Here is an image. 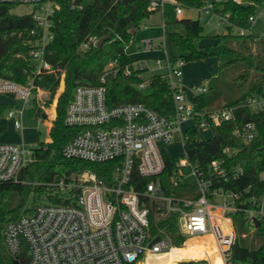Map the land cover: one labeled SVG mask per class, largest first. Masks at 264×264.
Returning <instances> with one entry per match:
<instances>
[{
    "label": "built area",
    "instance_id": "built-area-1",
    "mask_svg": "<svg viewBox=\"0 0 264 264\" xmlns=\"http://www.w3.org/2000/svg\"><path fill=\"white\" fill-rule=\"evenodd\" d=\"M146 1L149 11H161L162 26L166 4L173 5L177 16L182 15V4L177 0ZM231 1L244 3V0ZM0 3L32 7L25 13L35 23L29 31L31 40L26 54L35 77L42 71L51 70L45 55L53 38L51 26L60 8L59 2L0 0ZM81 7L71 0L69 9ZM210 9H213V2L198 8V12L206 14ZM216 13L219 24L224 25L226 17ZM253 20L254 17L250 16L249 21ZM238 32L243 34L245 30L239 29ZM97 40L89 37L81 48L96 45ZM137 52H159L161 55L150 58L130 56L132 61L123 66L116 61L109 62L100 73L97 84L75 87L63 118V123L76 131L61 144L59 153L65 158L97 163L113 161L111 175L99 176L91 170L82 171L69 183L61 181L56 184L63 191L58 195L62 202L40 203L31 213L7 222L2 230L3 241L8 255L17 264H152L151 259L162 262L166 259L163 255L176 246L167 236L151 235L149 216L152 209L159 216L175 214L179 232L185 236L179 247L190 238L208 235L220 264H234L231 256L236 236L233 215L243 210L251 224H254V218L264 219V194L241 199V192L223 187L241 175L240 165L228 167L223 159L218 158L200 168L186 152L190 132L197 129L203 138H209L204 136L203 130L209 129L213 134L214 125L233 120V108H195L192 99L204 92L206 85L193 84L188 89L183 88L185 61L168 52L164 34L160 41L143 39ZM151 70L153 72L145 77V72ZM119 73L124 76L135 74L140 79V88L148 83L151 75H160L171 89L173 113L160 114L143 103L109 106L106 80ZM35 77L19 83L0 76V94L9 96L13 105L7 118L12 120L16 129H22L19 117L26 106H30L36 91ZM244 105L264 111V95L249 96ZM233 134L248 141L255 135V126L246 122L236 127ZM173 143L183 149L180 157L169 155L167 146ZM36 146L38 143L30 146L25 141H0V181H16L21 170L34 161ZM164 151L175 159L167 185L161 179L165 167ZM223 152L230 153L231 149L226 147ZM135 176L148 178L141 192L135 188ZM180 186H193L195 193H189L190 189L184 187V194L179 195L175 189ZM171 263L216 264L212 256L174 258Z\"/></svg>",
    "mask_w": 264,
    "mask_h": 264
},
{
    "label": "trees",
    "instance_id": "trees-1",
    "mask_svg": "<svg viewBox=\"0 0 264 264\" xmlns=\"http://www.w3.org/2000/svg\"><path fill=\"white\" fill-rule=\"evenodd\" d=\"M60 4L53 18L51 31L53 38L47 46L45 59L52 71L38 73L34 83L43 88L48 96L39 98L48 113L45 121L47 128L54 116L57 95L62 89L63 81L59 71L64 72V89L58 97L56 116L50 129V141L38 143L34 148V161L23 168L16 181H0V264H13L8 255L2 230L5 224L15 220L23 210L27 214L33 209L24 208L30 194L46 193L50 184H57L62 177L67 184L83 170H91L99 176H109L113 170V161L91 162L77 158H65L59 153L60 142H65L76 130L63 123L66 106L78 85H95L102 70L111 61L123 66L132 59L126 47L133 40L137 29L144 19L154 11L147 9L146 0H75L82 7L69 9L71 0H57ZM182 5L200 8L204 0H177ZM247 3H235L231 0L213 1V9L222 13L227 22L223 25L225 32L215 34V43L200 45L203 27L198 19L181 18L183 32H169L168 40L179 50L178 56L185 63L203 61L207 57H216L217 71L210 77L206 90L192 99L196 109L212 110L220 107L233 108V120L221 121L212 127V136L203 138L196 129L190 132L186 145L189 159L200 168H205L214 159H223L228 167L240 165L241 175L234 181L223 184L224 188L239 191L241 199L264 194V111H256L246 105L249 96L264 95V34L260 37L251 34H239V29H248L249 17H254L255 9L264 0H245ZM12 4L0 3V76L19 83H25L35 77L34 68L26 50L30 47L29 31L35 23L29 14H14ZM107 37L100 45L90 44L82 49V43L89 37ZM45 72V71H42ZM140 79L135 74L124 76L119 73L106 80V102L109 106L119 103H143L160 114L170 115L174 111L171 89L160 75L153 74L148 83L140 88ZM7 104L0 103V115ZM41 109L36 105L35 92L28 113L31 117L40 115ZM246 122L255 126V135L245 141L233 134L236 127ZM0 123V132L4 129ZM230 153H224V148ZM165 163L161 179L166 185L174 170L175 159L163 152ZM135 188L142 191L148 178L135 176ZM180 186L175 189L182 195V189L188 187L189 193H195L193 186ZM186 189V188H185ZM38 196V195H37ZM48 201L62 202L58 195H47ZM65 200L64 202H66ZM151 235H164L170 239L176 250L163 255L169 258L199 257L206 252L203 246L215 249L208 235L190 238L183 244L185 236L179 232L175 214L156 215L152 209L150 216ZM236 236L231 247L234 261L249 264H264V219L257 225L251 224L243 210L233 215ZM193 243V244H192ZM209 250V249H208ZM203 255V254H202Z\"/></svg>",
    "mask_w": 264,
    "mask_h": 264
},
{
    "label": "rangeland",
    "instance_id": "rangeland-1",
    "mask_svg": "<svg viewBox=\"0 0 264 264\" xmlns=\"http://www.w3.org/2000/svg\"><path fill=\"white\" fill-rule=\"evenodd\" d=\"M213 1L214 0H204L203 6L209 5ZM216 1L221 2L225 0H216ZM244 3L247 2L244 0ZM181 7H182V15L178 17L174 12L173 5L166 4L164 6V11L166 15L163 17V26H162L161 11L159 10L152 12L148 18L142 21L141 26L137 29L133 40L128 45L127 51L134 52L137 49V46L140 45L141 41L146 38H152L155 41H160V38L164 34L165 44L168 52L174 56L178 55L179 50L174 44L169 42L168 33L183 32L184 30L183 25L178 21L181 18L198 19L200 21L203 27V38L199 42L200 45H212L213 43H215V38L213 36L215 34H221L226 31L224 26L219 24V18H218L219 16L217 15L216 11H214V9H210L209 12L206 14H199L198 8L185 6V5H182ZM31 10H32L31 6L19 4L12 9V12L14 14H25L30 12ZM245 33L251 34L256 37H260L264 34V2L262 3L261 6H258L255 9L254 20L250 23L249 28L245 29ZM154 55H161V53L159 52L137 53V56H143L148 58L153 57ZM132 56L134 57L135 53H133ZM217 66H218V60L216 57H207L203 61L186 62L182 67V86L184 80H186L188 83H193L195 85H200V86L207 85L210 77L217 71ZM152 72L153 70L147 71L145 72L144 76L148 77ZM60 73H61L60 78L63 81V85H62V89L60 90L56 98V102L54 106V116L50 121L51 122L50 129L53 125V119L56 116L58 97L64 89V72L61 71ZM263 92H264V85H263ZM40 95H41L40 97L41 99H45L47 98L48 93L44 90L43 93H41ZM35 99H36V105L41 109L40 115L37 117H31V115L28 113L29 106H26L24 113L19 117L22 123V129H16L13 126L12 120L7 118V112L13 106L11 105L12 100L9 96L5 94H0V103L7 104V108L0 115V123H4L5 125L4 129L0 132V141H12V142L25 141L30 146H33L36 143H45V139L48 133L47 132L48 128L45 121L48 120V113L45 110V108L42 106L38 98L37 92H35ZM42 113L46 114V118L42 119L41 117ZM203 134L205 137H210L212 133L211 130L204 129ZM62 143L63 142H60L58 149L60 148ZM167 151L169 155L175 157H180V155L183 153V149L177 143L168 145ZM61 181L63 182L62 177L59 178L58 182H54V183H59ZM45 191L46 193L43 192L42 194H37V193L34 194L36 196L34 200H32L33 193L30 194L23 209L25 208L33 209L36 205L47 202L48 201L47 195L51 194L53 196H56L59 195L60 193H63L60 187H57L56 184L48 185ZM23 214H27V212L21 210L20 215ZM205 248L209 249L207 250V252L212 250V248H210L209 246H206ZM173 249L176 250L177 248L173 247ZM164 257H166V259H164L162 262L156 259H151L150 262L152 264H159V263L165 264V262L169 257L168 256H164ZM169 264L172 263L169 262ZM234 264H249V263L244 261H234Z\"/></svg>",
    "mask_w": 264,
    "mask_h": 264
},
{
    "label": "crops",
    "instance_id": "crops-1",
    "mask_svg": "<svg viewBox=\"0 0 264 264\" xmlns=\"http://www.w3.org/2000/svg\"><path fill=\"white\" fill-rule=\"evenodd\" d=\"M165 15H166V14H165ZM178 17H180V16H178ZM137 51H138V46H137V49H136L134 52H129V53H130V56L133 57L132 54L135 53V56H134L133 58L138 57V56H137V53H139V52H137ZM49 71H52V70H49ZM49 71L40 72V73H46V72H49ZM58 71H59V75H61V73H60L61 71H60V70H58ZM36 76H37V75H36ZM35 78H36V77H35ZM34 80H35V79H34ZM190 85H193V83H188L186 80H184L183 88L188 89V87H189ZM35 92H37V91H35ZM42 114H43V113H42ZM42 114H41L42 119L46 118V117H43ZM50 125H51V122H50ZM47 132H48V133H47V137H46V139H45V142H49V141H50V135H49V132H50V126H49ZM203 246H205V245H203ZM205 247H206V246H205ZM207 250H208V249H207ZM207 250H206V252L202 253L203 255L201 254V256H206V255L208 254Z\"/></svg>",
    "mask_w": 264,
    "mask_h": 264
},
{
    "label": "bare ground",
    "instance_id": "bare-ground-1",
    "mask_svg": "<svg viewBox=\"0 0 264 264\" xmlns=\"http://www.w3.org/2000/svg\"><path fill=\"white\" fill-rule=\"evenodd\" d=\"M34 87H35V89H36V91H37V93H38V98H40L41 97V93H43V91H44V89L43 88H41V87H39V86H37V85H35V83H34ZM173 250V247H172V249L170 250V251H172ZM169 251V252H170ZM213 250H211V251H209L208 252V254L206 255V256H199V257H196V258H201V257H207V256H212L213 258H214V261H215V263L216 264H220V260H219V257H218V255L216 254V253H214V252H212ZM168 252V253H169ZM195 258V257H194Z\"/></svg>",
    "mask_w": 264,
    "mask_h": 264
},
{
    "label": "water",
    "instance_id": "water-1",
    "mask_svg": "<svg viewBox=\"0 0 264 264\" xmlns=\"http://www.w3.org/2000/svg\"><path fill=\"white\" fill-rule=\"evenodd\" d=\"M124 1H125V0H124ZM106 39H107L106 36H105V37H101V38H99V39L97 40V42H96V46H100V45L104 42V40H106ZM42 115H43V117H46V114H45V113H43ZM253 221H254V225H257V224L259 223V220L256 219V218H254ZM157 238H158V237H157ZM157 238H156V239H157ZM13 264H17V261H16V260H13Z\"/></svg>",
    "mask_w": 264,
    "mask_h": 264
}]
</instances>
